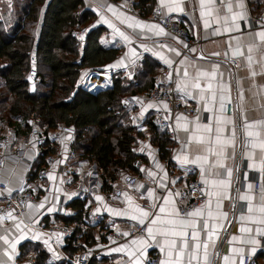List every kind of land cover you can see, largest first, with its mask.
Returning <instances> with one entry per match:
<instances>
[{"label":"crops","instance_id":"0c3cea01","mask_svg":"<svg viewBox=\"0 0 264 264\" xmlns=\"http://www.w3.org/2000/svg\"><path fill=\"white\" fill-rule=\"evenodd\" d=\"M0 2L10 5L13 0H0ZM158 2L166 14L182 16L192 37L198 42L192 53L183 54L185 43L179 37L146 16L138 17L120 0H84L85 8L93 14V19L87 28H103L99 39L101 46L108 49H119L117 57L105 65V71H97L92 76L87 75L86 86L95 90L92 92L109 88L113 85V75L117 72L123 73L133 86H136L139 81H142L140 76L147 69L148 64L158 65L162 69L168 65H174L176 86L180 84L181 88H184V91L180 90L179 97L184 102L193 105L196 112L193 116L177 114L172 132L160 130L163 134H168L171 140L169 158L165 160L161 157L159 147L154 141V132L147 123L157 109L167 108L166 102L148 103L141 112L134 113L147 115L144 126L139 128L142 135L133 145L137 149L133 163L135 172L125 173L105 187H103L104 178L97 165L85 160L83 161L86 170L76 175L72 182H67L65 178L62 164L69 159L68 153L72 149V143L81 137L80 134L76 133L72 136L61 129L58 138L55 140L49 138L50 142L57 145V162L49 169L45 180L38 181L37 173L44 162L42 154L45 145L38 146L31 131L25 130L22 124L17 123L2 128L0 135H8L10 142L4 150L6 162L0 171V183L6 184L8 192L17 193L27 183L32 182L37 198L28 203L21 219L12 213V218H9L8 214L0 216V264H26L30 256L34 255L33 251L29 253L23 251V246L29 243L46 250L54 264H62V262L72 264L80 252L73 257L69 256L65 249L69 246L68 237L60 231L50 233L49 228L55 224H61L57 217L72 213L70 203L81 198H87L88 211L103 216L102 225L100 224L103 227L98 226L96 243L86 246L85 249L94 247L99 250V258L104 259L105 264H145L146 258L151 255L159 256L160 264L162 261L167 262L173 257L168 256L169 249L164 245V238L155 231V239L150 238L146 232L143 236L132 237L123 242L109 239L106 233L111 228L123 226L127 222H138L130 218L131 215L139 214L132 211L125 194L131 198L133 206L138 205L145 210L147 209L143 204L150 206L155 202L161 205L163 198L169 197L170 202L164 205L166 213L174 212L178 209L176 204L178 189L169 188V184L171 182L180 184L190 174L197 175L201 182L205 179L209 181L207 184L203 182L206 195L205 204L201 208L203 218H189L197 221L198 228L203 220H207L208 230L214 229L211 240L206 232H200V241L209 245L207 249L209 264H225L223 259L225 255L229 257V264H244L245 256L257 258L264 252V235H257L255 224H246L239 219L242 213H247V201L240 200L239 196L248 194L253 197L254 204H259L261 193L255 191V173L262 172L264 177V171H262L264 150L259 146L255 148L251 145L247 148L244 146L248 140L254 141L257 145L264 141V124L256 123L264 121V42L257 35V33L264 32V27L254 28L249 21L250 17L260 14L264 0H158ZM186 8L190 11L183 14ZM53 28L54 21L45 19L44 15H41L35 43V53L38 56L35 53L33 55L36 57L35 65L41 71H45L49 79L50 69L44 56L48 50V41H43L42 35L49 34ZM85 34L78 37L83 46ZM237 52L242 55H234ZM249 56L252 58L251 62L248 59ZM185 71L188 73L187 76L184 75ZM90 72L89 69H84L82 78ZM201 72H206L208 75L199 76ZM82 78L81 85L83 84ZM197 78L201 88L205 89L203 100L200 99V90L192 87L197 82ZM34 82L31 85L32 90L44 94L47 88L43 90L44 84L41 80L36 84ZM209 83L212 84L211 90H207ZM141 87H144V84ZM97 89L99 90L96 91ZM143 91L133 96L139 97L145 93ZM186 92L191 95H186ZM213 94L216 97L214 101L212 100ZM221 96L225 97L226 105L232 104V114L220 113ZM206 107L211 111L205 110ZM214 115H221L232 120L230 124L221 125L224 128L223 138L230 137L232 130L235 129L234 147L228 145L224 149L227 157L224 159L225 166L231 168L233 172L230 187L214 186L212 181L218 178L207 174L209 165L217 157L209 156V164H204L205 173L203 175L198 165L183 163L185 155L189 159H194L197 155H206L203 150L207 146L208 138L207 133H198L197 135L205 136L206 143L199 144L193 140L188 145L190 132L184 131V127L194 128L197 117H199L198 122L201 125L211 124L215 129ZM178 117L186 119L178 122ZM245 124L255 125L249 130L259 133V136L247 137ZM42 129L46 135L51 132L50 129ZM214 146L219 150V145ZM249 152L252 153L251 159L247 155ZM177 157L180 159L178 160ZM188 165H194V171L189 172ZM250 165H255V167H250ZM243 166L245 170L242 169ZM149 172L154 175L149 176ZM50 174L54 179L49 178ZM128 175H138L139 182L131 188H126L122 196L115 203H111L108 198L116 193ZM249 184L253 185L251 191L248 189ZM149 190L154 193L151 198L148 196ZM161 191H164V194H160ZM169 193L173 195L169 196ZM218 202L220 207H217ZM41 205L43 207H40ZM238 210L242 211L238 212ZM158 211V207L152 210L154 214ZM209 211L212 213L211 217L208 216ZM118 212L120 214H117ZM224 214H227L226 217ZM180 215L184 216L181 213ZM151 218L153 217L145 221L146 227ZM17 224L20 225L19 228L16 227ZM243 226L251 227L253 231L242 233L239 229ZM188 231L190 233L191 229ZM233 237H236L235 241ZM3 238H6L7 243ZM133 239L145 240L146 243L133 245L131 243ZM252 240H256L257 243H251ZM189 242L191 243L190 236ZM13 245H15L14 248ZM233 249L242 251L234 252ZM129 253L133 255L130 256ZM199 255L202 264L203 247L199 250ZM184 264H187L186 256ZM193 264L197 262L193 261Z\"/></svg>","mask_w":264,"mask_h":264},{"label":"trees","instance_id":"16d2710c","mask_svg":"<svg viewBox=\"0 0 264 264\" xmlns=\"http://www.w3.org/2000/svg\"><path fill=\"white\" fill-rule=\"evenodd\" d=\"M154 4L155 0H138L144 15L152 11ZM41 15L54 21L53 30L42 35L43 41H48L44 56L50 69L49 91L45 94L32 90L28 77L33 68ZM92 19L93 14L85 8L84 0H13L10 5L0 2V125L4 124L0 130L18 123L30 131V119L38 120L39 126L46 130L72 127L81 135L72 143V148L80 153L82 160L97 165L105 187L123 174L135 172L136 154L131 149L142 132L133 124L135 108H128L124 99L151 89L162 68L148 64L140 76L142 81L136 86L117 72L109 88L98 92L83 88L84 69L105 71V65L119 53V49L101 46L103 28H87ZM82 28H87L84 46L73 35L74 30ZM147 123L154 132L161 157L167 160L171 143L168 134L152 125L150 119ZM57 152V145L48 139L39 169L47 155ZM86 203L87 198L75 199L70 203L73 212L57 217L61 224L73 228V234L68 237L69 246L65 248L71 257L95 244L98 226L103 227L102 223L88 222ZM23 251L34 252V264H54L50 254L35 244H26ZM257 260L258 264H264V252ZM89 264H105V260L93 258Z\"/></svg>","mask_w":264,"mask_h":264},{"label":"built area","instance_id":"2783aa9c","mask_svg":"<svg viewBox=\"0 0 264 264\" xmlns=\"http://www.w3.org/2000/svg\"><path fill=\"white\" fill-rule=\"evenodd\" d=\"M132 13L138 17L146 16L147 18L156 22L159 26L169 31L171 34L179 37L184 43L185 47L183 49V54L190 55L193 48L198 43L191 35V32L182 19L180 15H169L166 14L161 8L158 0L155 1L154 8L152 11L144 15L143 9L138 5V0H120ZM190 11L189 8L183 10V14H187ZM252 27L260 28L264 27V3L260 14L258 16H253L249 18ZM86 33V28L74 30L73 35L75 37H80ZM33 68L30 70L28 77L29 80L34 82L39 78V73L34 64L36 63V57H32ZM82 87L89 91H95L91 88H87L86 81L83 82ZM180 90L176 86V70L175 66L164 67L156 76L154 80V85L151 89L146 91L144 94L137 96H127L124 100L125 104L130 108H135L136 112H141L146 104L154 102H166L167 108L157 109L152 116H150V121L152 125L172 132L174 127V119L177 114H184L187 116H193L196 109L193 105L184 102L180 99ZM226 113L232 114V104L226 105ZM147 119V115L134 114L133 124L137 128H142ZM29 124L31 125V135L35 138L36 144L38 146H44L47 140H55L59 137L61 129L68 132L72 136L76 135L75 130L72 127L63 126L64 128L51 130L50 134L46 135L44 130L38 124V120L30 119ZM10 142V137L8 135H0V171L4 167L5 158V146ZM131 151L136 154V147H132ZM69 159H67L62 164V171L65 174L67 182H72L75 176L80 174L82 170H86L85 162L80 158V153L75 149H71L68 153ZM57 154H49L46 157L44 165L39 169L37 173V180L44 181L49 169L54 166L57 162ZM194 165H188L187 170L189 172L194 171ZM245 170V166L242 168ZM140 178L138 175H128L122 181V185L116 191L113 196H110L108 200L111 203H115L119 197L122 196L123 191L126 188H131L139 182ZM174 182V181H173ZM255 191L261 193L262 187H264V177L262 172L255 173L254 179ZM177 188V207L181 214H185L197 208H202L206 201L205 186L203 182L197 177V175L190 174L184 181L179 183H170L169 188ZM145 191V190H143ZM160 194H164L161 191ZM37 198L34 189V184L32 182L27 183L22 190L17 193H10L7 191V186L4 183H0V216L12 213L17 218H23L27 205L29 202L35 201ZM144 208L152 211L150 206L143 204ZM242 210H238L241 212ZM88 222L92 224L100 225L103 221V216L96 212L88 211L87 214ZM146 225H141L139 222H127L123 226L117 228H111L107 231L106 235L109 239L117 240L118 242H123L132 237L143 236L146 234ZM60 231L65 236L69 237L73 234V228L66 226L64 224H55L49 228L50 233ZM127 233L128 235H125ZM100 252L94 247H89L81 251L77 257L72 261V264H89L93 258H99ZM36 258L34 255L30 256L26 264H34ZM244 264H258V260L254 256H245L243 260ZM145 264H160V258L157 255L148 256L145 260Z\"/></svg>","mask_w":264,"mask_h":264},{"label":"snow or ice","instance_id":"6c2138e0","mask_svg":"<svg viewBox=\"0 0 264 264\" xmlns=\"http://www.w3.org/2000/svg\"><path fill=\"white\" fill-rule=\"evenodd\" d=\"M207 26V25H206ZM227 30V29H226ZM260 40L264 42V32L257 33ZM249 51H251V48H249ZM235 54H241L242 53H234ZM218 55V53H217ZM249 61L251 62V56L248 57ZM167 62V61H166ZM184 75L187 76V71L184 72ZM199 76H207L208 73L201 72L198 74ZM215 74L213 73V76ZM255 75V73H253ZM178 90L184 91V88H181V85H177ZM186 87V86H185ZM193 88L199 89L201 92L200 99L203 100L205 97L203 95L205 89L201 88V85L199 83V79L197 78V82L192 85ZM212 89V84L209 83L207 85V90ZM221 90H223V86H221ZM186 95H191V93H185ZM216 99L215 94L212 95V100L214 101ZM230 103V99L228 100ZM207 111H211V109L205 108ZM220 113H223L226 111V104H225V97H220V106H219ZM182 119H186L184 117H178L177 121L179 122ZM199 117H197V121L195 122V126L192 129H189L187 126L184 127V131L190 132L188 145H190L193 140H195L196 143L199 144H205V136L204 135H197L198 133H207V146L204 148V152L206 155H197L194 159H189L187 155L183 158L184 164H196L200 167V171L202 175L205 173L204 164H209V156L217 157V159L212 162L208 169L207 174L209 176H215L218 179H215L212 181V184L214 186H224V187H230L232 177V169L225 166L224 159H226L225 154V147L228 145H232L234 147L235 145V129L232 130V134L228 138H223V132L224 128L221 127L222 124H230L232 123L231 118H224L221 115H214V121L216 124L215 129L212 127L211 124H205L201 125L199 122ZM257 124H264V121L256 122ZM255 125L253 124H245V130H246V136L247 137H253V136H259V133H254L253 131H250L249 129H252ZM213 133L215 135L213 136ZM188 145H185V147H188ZM214 145H219L220 148L217 150V148ZM249 145H251L253 148L259 146L262 150H264V141H261L258 145L252 141L248 140L245 142V148H247ZM234 155V152H233ZM248 158H252V153H247ZM179 160L180 157H177ZM201 161L203 163H201ZM159 167V165H157ZM250 167H255V165H250ZM219 169H222L223 171H220ZM215 170V171H214ZM264 171V169H262ZM149 176H153L154 173L149 172ZM50 179H54V177L49 175ZM205 184H207L209 181L205 179L203 181ZM142 187V186H141ZM161 187H164V185H161ZM253 185L249 184L248 189L251 191ZM172 193H169V196H172ZM176 195H179L178 193ZM208 195H211V193H208ZM126 199L129 202L130 207H132V211L134 213H138L139 215H131V219L137 220L141 225L145 224L146 220H149L150 217H153L150 219L148 225H147V233L148 236L152 239H155L154 231L156 234L164 238V245L168 247V256L173 257V259L165 262L162 261L161 264H184V258L187 257V264H193V261H196L197 264H201V257L199 255V250L203 247L204 249V255L202 264H209V256L207 249L209 247L208 243L200 241V232H206L208 235L209 240L212 239L214 235V229L212 231H209V224L207 220H203V222L199 225L196 220L189 219L190 217H201L203 218V209L197 208L192 210L191 212H187L184 214L183 217H181L180 212L178 209L174 210V212L166 213V208L164 205H167L169 201V197L163 198V204L157 205L155 202L150 205V209L159 208L158 213H153L150 210H145L143 208H140L138 205L133 206L132 201L130 197H127V194H125ZM148 196L151 198L154 196L153 191H148ZM97 199H100L97 197ZM240 200L247 201V213L241 214L240 221L246 224H255L257 227L255 228V231L257 235H264V187L261 189V195H260V203L254 204L253 203V197L248 194H243L239 196ZM174 203V201H173ZM210 206V202H209ZM31 207V205H29ZM40 207H43L41 205ZM217 207H220V204L218 202ZM117 214H120L119 212ZM9 218L11 217V213L8 214ZM212 213L211 211L208 212V216L211 217ZM225 217L227 214H224ZM159 225V227H156ZM17 228L20 227L19 224L16 226ZM188 229H191V232L189 233ZM242 233H251L253 229L251 227L243 226L239 229ZM125 235H128L125 233ZM189 236L191 237V243L189 242ZM171 237V239H169ZM5 242L7 243L6 238ZM233 240H236V237H233ZM133 245L135 244H141L144 245L146 243L145 240H136L133 239L131 242ZM251 243L255 244L257 243L256 240H252ZM15 245H13V248ZM163 251V247L161 248ZM255 249H253L254 251ZM119 251V249H117ZM234 252L236 251H242V250H236L233 249ZM130 256L133 255V253H129ZM225 264H229V257L225 255L223 257Z\"/></svg>","mask_w":264,"mask_h":264},{"label":"rangeland","instance_id":"374dc122","mask_svg":"<svg viewBox=\"0 0 264 264\" xmlns=\"http://www.w3.org/2000/svg\"><path fill=\"white\" fill-rule=\"evenodd\" d=\"M34 67H36V68L38 69V72H39V78H38L37 81L34 82V83L36 84L37 82H40V80H41V82L44 84V86H43V90H45L46 88L48 89V87H49V78H48V76L46 75L45 71H44V72L41 71L40 68L37 67V65H35V64H34ZM96 73H97V71H91L90 74H86V75L82 78V82H85V81L87 80V78H88L89 75L92 76V75H94V74H96ZM87 75H88V76H87ZM47 89L44 91V94L47 93ZM40 93H43V92H40ZM2 125H4V124L2 123ZM2 125H0V126H2ZM3 127H4V126H3ZM0 133H2L1 130H0Z\"/></svg>","mask_w":264,"mask_h":264},{"label":"water","instance_id":"95a60500","mask_svg":"<svg viewBox=\"0 0 264 264\" xmlns=\"http://www.w3.org/2000/svg\"><path fill=\"white\" fill-rule=\"evenodd\" d=\"M99 89H97L96 91H98Z\"/></svg>","mask_w":264,"mask_h":264}]
</instances>
